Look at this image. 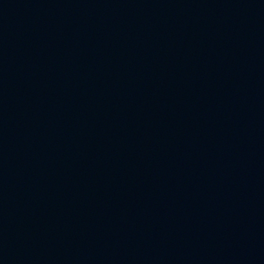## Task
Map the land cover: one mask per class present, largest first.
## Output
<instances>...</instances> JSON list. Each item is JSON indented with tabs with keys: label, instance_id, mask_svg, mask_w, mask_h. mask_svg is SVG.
Returning <instances> with one entry per match:
<instances>
[{
	"label": "water",
	"instance_id": "obj_1",
	"mask_svg": "<svg viewBox=\"0 0 264 264\" xmlns=\"http://www.w3.org/2000/svg\"><path fill=\"white\" fill-rule=\"evenodd\" d=\"M264 0H0V264H38Z\"/></svg>",
	"mask_w": 264,
	"mask_h": 264
}]
</instances>
